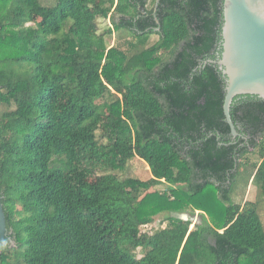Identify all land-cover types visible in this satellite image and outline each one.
Returning <instances> with one entry per match:
<instances>
[{
	"label": "trees",
	"instance_id": "obj_1",
	"mask_svg": "<svg viewBox=\"0 0 264 264\" xmlns=\"http://www.w3.org/2000/svg\"><path fill=\"white\" fill-rule=\"evenodd\" d=\"M155 3L2 1L0 189L10 238L0 264H264V100L235 98L232 118L249 137L235 142L225 78L205 63L218 58L223 0H161L160 31ZM121 28L143 42L112 45ZM253 152L260 161L245 188L252 179L258 198L236 202ZM135 158L153 181L121 176ZM162 182L168 192L152 190ZM209 188L215 201L197 199ZM190 206L213 223L190 231L191 220L169 216V226L142 231Z\"/></svg>",
	"mask_w": 264,
	"mask_h": 264
},
{
	"label": "water",
	"instance_id": "obj_2",
	"mask_svg": "<svg viewBox=\"0 0 264 264\" xmlns=\"http://www.w3.org/2000/svg\"><path fill=\"white\" fill-rule=\"evenodd\" d=\"M160 1L156 0L154 12L157 31L161 30L157 16ZM221 37L222 51L219 57L205 63L216 64L225 78L224 113L231 133L236 138L241 134L231 114L235 98L252 95L264 100V0H223ZM184 219L188 218L185 216ZM9 234L0 189V254L1 246ZM12 244H15L14 240Z\"/></svg>",
	"mask_w": 264,
	"mask_h": 264
},
{
	"label": "rangeland",
	"instance_id": "obj_3",
	"mask_svg": "<svg viewBox=\"0 0 264 264\" xmlns=\"http://www.w3.org/2000/svg\"><path fill=\"white\" fill-rule=\"evenodd\" d=\"M2 1L5 0H0V7L2 6ZM43 3H49L51 2V0H42ZM4 3V2H3ZM2 8V7H1ZM111 20L107 19L105 21H102V25L105 24H110ZM150 38V43H154L159 39V36L154 34L152 35ZM133 40H137L140 41L141 43L143 42L142 39H140L138 36L137 38H135L133 36V32H131L128 28H121L120 30L116 31L114 33V36L112 38V45H119L121 47H123L124 49L128 50L130 49V45L131 42ZM248 165H246L245 169L246 171L243 172V174L240 177L239 183H238V191L234 194V200L236 202H243L245 203V201L251 200V201H256L257 200V188L251 184L252 183V179L250 181V184L247 188V182L249 180V177H251L254 168L251 165V163L253 162H258L260 161L259 155L257 153H250L248 155ZM119 173L121 174V176H130V177H134L137 179H141L143 181H153V175L152 172L150 171V167L148 164H146V162L142 161L139 158H135L133 160H131L129 162V165L127 167L126 170L124 171H119ZM152 187V186H151ZM168 188L169 185L162 182V183H155L152 187V190H157L159 192H161V194L168 192ZM183 189H186V187H183ZM209 193H211V195L214 197V190H212L211 188H209L208 190H206L204 192V194H200L199 196H197V199H203L204 197L209 198ZM214 201H215V197H214ZM208 206V205H207ZM208 208H210L208 206ZM205 213V214H204ZM259 213L261 216V220L263 222L264 225V199L260 200V204H259ZM169 216H173V217H178L181 219H184L185 216L191 220V225H190V229H195L196 225L198 223H202L203 220H207L210 223H213L212 217L210 215L207 214V212H202L201 210L194 208V207H188L186 209V211L179 213V212H171V213H159L157 215L154 216V221L153 223L143 226L142 227V231L143 232H147V233H153L156 230L160 229V228H165L167 226L170 225V219L168 218ZM187 219V220H188ZM186 220V219H184ZM139 257H142V254H139Z\"/></svg>",
	"mask_w": 264,
	"mask_h": 264
},
{
	"label": "flooded vegetation",
	"instance_id": "obj_4",
	"mask_svg": "<svg viewBox=\"0 0 264 264\" xmlns=\"http://www.w3.org/2000/svg\"><path fill=\"white\" fill-rule=\"evenodd\" d=\"M221 51H222V47H221V43H219V45H218V48H217V50L214 52V54L217 56V57H219V54L221 53ZM209 59H207V60H205V61H208ZM241 135L240 136H238V137H242V138H244L245 139V141H247L248 142V140H249V137L247 136V135H244V134H242V133H240ZM238 137H233V140L236 142V139L238 138ZM235 142H233V143H235ZM10 238V237H9Z\"/></svg>",
	"mask_w": 264,
	"mask_h": 264
}]
</instances>
